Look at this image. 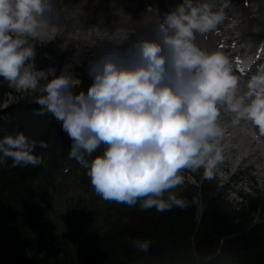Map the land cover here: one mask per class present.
Here are the masks:
<instances>
[{"label":"rangeland","instance_id":"1","mask_svg":"<svg viewBox=\"0 0 264 264\" xmlns=\"http://www.w3.org/2000/svg\"><path fill=\"white\" fill-rule=\"evenodd\" d=\"M48 2L54 12L48 23L55 21L59 24L57 29L69 32L70 37L75 39L69 45L59 41L46 44V39L40 36L29 19L32 16L34 22L41 25L43 33L47 29L46 20L41 15L38 17L39 12L32 14L33 10L29 7L19 13H10L9 16H17L18 20V17H25L20 20V25L11 29V20L0 5V42L8 41L20 50V56L11 64L10 75L0 77L2 88L8 91L0 101V107L13 102L16 94L25 97L48 91L55 98L65 97L67 93L72 98L76 97L81 83L79 75L87 73L90 67L97 72L105 71L101 79L103 82L98 85V92L104 100L101 102L103 120L92 144L83 152L73 151L72 147L61 152L66 165L50 174L48 179L51 184L43 193L33 194L27 201V214L32 217L30 234L38 241L37 244L44 251L56 248L61 256L76 252L90 236L109 225L113 216L100 204L109 195H114L116 202L123 199L120 192L126 176L135 180L140 192L157 191L167 197L187 193L191 186L199 188L204 182L235 212L251 213L255 221L263 218L260 210L264 206V182L259 180L261 172L256 175L254 168L248 169L242 173L243 180L234 178L228 184L225 183V175L232 169L231 164L226 160L220 163L223 169L220 165L216 167L213 163H219L220 159L216 162V158L210 155H199L196 159L191 155L187 158L188 163L175 172L178 155L172 143L183 141V145L189 144L188 149L193 154L204 139L195 133L196 130L187 134L182 126L189 125L195 118L211 121L215 127L220 121H226L244 137L243 142H239L242 147L250 145L252 150H259L255 155H263L260 142L252 144L248 136L255 132L264 139V91L255 87L253 82L248 83L249 79L241 77L239 72L231 71L236 63L230 62L227 56L222 57L224 67L214 61H219L217 46L220 44L215 26L227 27L222 20L228 10H234L241 21L237 29L231 28L243 42L232 46V50L242 49V56L236 54L235 58L251 57L255 50H262L264 0ZM46 10L50 12L49 7ZM25 12L29 18H26ZM129 36L148 41L146 53L153 48L161 54L160 58L154 59L153 66L170 63L165 72L172 76L166 80L167 88L185 79L200 80L196 88L186 95L167 96L160 111L147 115L143 124H134L135 128H140L139 131L134 133V129L128 130L129 126L123 127L120 131H129L127 134L134 137L136 153L129 152L128 156L122 153L117 161L112 149H115V138L121 135L117 130L111 132L109 123L114 113L121 112L119 102L127 101L133 87L140 86V80L145 77L141 73L143 76L138 79V74L131 70L133 63L142 61L143 53L137 56V41ZM127 41L136 42V47H122ZM103 46L106 47L101 48ZM76 47H81L82 51L76 52ZM128 58H132L133 63L123 67ZM259 62H264V57ZM210 70H213V75L209 74ZM205 74L208 75L202 78ZM194 100L196 104L203 102L206 106L195 108L191 104ZM183 103L191 104V107L182 106ZM222 135L226 138L223 147H235V144H228L230 133L219 134ZM148 146L149 153L146 154L143 151L148 150L145 149ZM151 147L153 153L150 152ZM236 156L237 153L233 158ZM258 162L257 167H260L263 162L260 159ZM241 184L242 199L237 198L234 190ZM0 264H8V256L1 254Z\"/></svg>","mask_w":264,"mask_h":264},{"label":"trees","instance_id":"2","mask_svg":"<svg viewBox=\"0 0 264 264\" xmlns=\"http://www.w3.org/2000/svg\"><path fill=\"white\" fill-rule=\"evenodd\" d=\"M19 51L0 42V77L10 75ZM86 71L76 97L16 94L0 108V255L8 264H264V218L235 212L204 182L167 197L140 192L126 176L123 199L109 195L100 204L113 216L109 225L76 252L61 256L37 244L29 197L43 193L50 174L66 165L61 152H83L99 130L102 95L94 80L105 71ZM7 92L0 84V100Z\"/></svg>","mask_w":264,"mask_h":264},{"label":"bare ground","instance_id":"3","mask_svg":"<svg viewBox=\"0 0 264 264\" xmlns=\"http://www.w3.org/2000/svg\"><path fill=\"white\" fill-rule=\"evenodd\" d=\"M16 2L17 1H13V0H0V5L3 7V11L5 13H8L9 10L11 9V6H13ZM46 2H47V0H27L24 2V4H25L24 7L28 6L30 8V10H33L32 14L36 15L39 12L38 17H40V15H41L45 18L46 27L48 28L49 27L48 25L55 23V21L48 23V21L50 20V17H51L50 15H52L51 14L52 10L50 9L49 13L46 12V11H48V10H46L48 7ZM44 13L46 14V16H44ZM30 20L38 30H42L41 25L37 22H34V18L32 16H30ZM55 24H57V23H55ZM118 37H121V36H118ZM129 37H132V40L137 41V45H138L137 47L138 48L136 50V54L138 56L139 53H143V57H142L143 63L153 64V61H155L154 60L155 58H160L161 54L155 52V50L153 48H151L149 52L148 51H147V53L145 52V49H147L149 47L148 41H142V40L140 41L139 38L133 37V36H129ZM99 41H102V39ZM132 43L130 41H127L126 43H124L122 45V47L132 46L133 48H135L136 42L132 41ZM105 47L106 46H103L101 48H105ZM100 50H103V49H100ZM113 51L116 52L115 50H113ZM151 54H153V55H151ZM231 54H234V52ZM260 55H261V53L255 57L254 62H256V61H258L264 57V54L262 56H260ZM151 56H153L152 59H149ZM131 59L132 58H130V59L128 58L126 60L128 62H132ZM236 62L237 61L235 60V63ZM244 67H247V66H244ZM250 67L255 69V66H250ZM131 70H133L134 74L135 73H137V74L143 73L144 75H152L153 77L156 76L157 78H162V76L160 75L159 69L158 70L151 69L149 71L150 73L140 72L138 70H135V68H131ZM136 92L142 94L141 90H136ZM125 114H127V113H125ZM130 115H132V114L131 113L127 114V121H128L127 125H129L128 130L134 129V133H135V132L139 131L140 128H135V126L130 127L134 123V119L129 118ZM126 128H127V126H126ZM182 129H184V131L187 134H190V130H196L195 133L200 134V136L204 139V141L199 142L200 145L198 146V149L196 151H194L193 154H191V152L188 149L189 144L187 146H185V145H183V141H178V143L177 142L172 143L173 147H176V151H177L176 155H178V157L175 159V161L177 160V164H178V167L175 170V172H179L180 169H182L183 166L188 163L187 158H191V155L193 156L194 159H196L199 155H210V157H214V158L218 157V158L222 159V163H224V161L227 160V162L232 165L234 163L233 157H234L235 153H237V155H241V153H242L241 151H238V150L233 149L231 147L224 146L222 148L221 144L213 143L214 140L218 139V135L221 134L222 132H225V133L230 132L231 133L228 136V138L230 139V141L228 143H231V144H238L239 143L238 141H240V138H244L241 134H238L235 130H233L231 125L229 123L227 124L226 121H220L219 126L215 127L214 124L211 123V121H205L202 118H195L189 125H183ZM116 132H118V134H120L121 136H118L117 138H115V150H116L115 152L117 154H121V155H122V153H124L123 154L124 156H128L129 152L130 153H136L135 152L136 142L133 141L134 137H132V135L127 134L130 132L128 131L125 133L124 131H120V130L116 131ZM131 132H133V131H131ZM251 138L259 141L258 137H256L254 134H251ZM185 141H184V143H185ZM149 144H151V142ZM178 148H180V151L178 150ZM145 149H148V150L143 151V152H146V154H148L149 153V146H148V148L145 147ZM152 149H153V147L150 148V152H152ZM182 154H185V155H182ZM262 154L263 155H254V154L245 153V155L242 156V159L237 164H235V165H238V168H237L236 172L231 176V180H234V178H237V181L243 180L241 178L242 173H245L246 170L251 165L248 168H247V166L241 167L242 162H244L250 158H255V160L253 161L254 164H257L259 166L258 159H260L263 162V164L260 167H255L254 171H257L256 175L261 172V177H259V180H261L260 183L264 182V148H262ZM234 167L235 166H233L232 169L228 173H226L225 180L228 179V177H229L230 173L233 171ZM220 168L223 169V164L220 165ZM237 183L239 184V182H237Z\"/></svg>","mask_w":264,"mask_h":264}]
</instances>
